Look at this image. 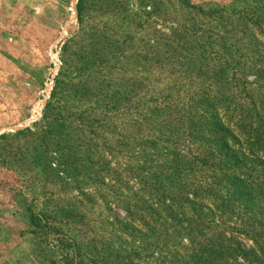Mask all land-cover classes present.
Returning <instances> with one entry per match:
<instances>
[{"label": "trees", "instance_id": "trees-1", "mask_svg": "<svg viewBox=\"0 0 264 264\" xmlns=\"http://www.w3.org/2000/svg\"><path fill=\"white\" fill-rule=\"evenodd\" d=\"M234 2L242 7L210 11L184 0L218 25L171 28L155 42L166 56L155 58L162 53L144 45L132 60L136 72L109 97L105 113L120 112L125 124L106 152L125 163L104 159L105 173L93 179L104 191L83 193L93 203L104 199L107 239L81 243L108 264H264V0ZM125 38L107 37L103 50L115 51ZM153 61L174 63L185 90L150 91ZM106 124L114 130L112 117Z\"/></svg>", "mask_w": 264, "mask_h": 264}, {"label": "rangeland", "instance_id": "rangeland-1", "mask_svg": "<svg viewBox=\"0 0 264 264\" xmlns=\"http://www.w3.org/2000/svg\"><path fill=\"white\" fill-rule=\"evenodd\" d=\"M84 1L79 18V0H0V264H108L81 243L107 239L100 228L104 199L93 203L83 193L104 191L94 175L111 160L106 145L123 137L124 116L105 113L109 97L136 72L132 60L144 45L162 53L155 42L171 28L218 25L184 0ZM234 1L243 0H189L210 11L242 7ZM107 37L126 43L108 54ZM151 66L150 91L185 90L174 63ZM111 161L125 163L120 155ZM62 208L85 215L83 223L64 217Z\"/></svg>", "mask_w": 264, "mask_h": 264}]
</instances>
